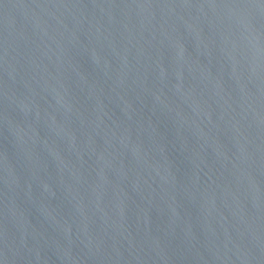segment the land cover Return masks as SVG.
<instances>
[{
    "label": "water",
    "instance_id": "1",
    "mask_svg": "<svg viewBox=\"0 0 264 264\" xmlns=\"http://www.w3.org/2000/svg\"><path fill=\"white\" fill-rule=\"evenodd\" d=\"M0 264H264V0H0Z\"/></svg>",
    "mask_w": 264,
    "mask_h": 264
}]
</instances>
